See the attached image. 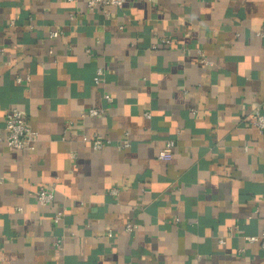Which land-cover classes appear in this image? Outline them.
Instances as JSON below:
<instances>
[{
	"label": "crops",
	"instance_id": "0c3cea01",
	"mask_svg": "<svg viewBox=\"0 0 264 264\" xmlns=\"http://www.w3.org/2000/svg\"><path fill=\"white\" fill-rule=\"evenodd\" d=\"M263 24L264 0H0V134L10 106L38 133L30 150L0 139V264H264L247 238L264 227L247 120L264 112Z\"/></svg>",
	"mask_w": 264,
	"mask_h": 264
},
{
	"label": "built area",
	"instance_id": "2783aa9c",
	"mask_svg": "<svg viewBox=\"0 0 264 264\" xmlns=\"http://www.w3.org/2000/svg\"><path fill=\"white\" fill-rule=\"evenodd\" d=\"M125 0H87V5L91 8L94 6L104 7L106 5H119ZM257 33L264 37V24L258 29ZM59 34L58 29H52L50 36H57ZM2 50L0 46V51ZM103 69L98 66L94 74V81L98 82L102 79ZM18 81L22 80V76H17ZM107 100H111L109 94H105ZM102 107H89L82 110L80 113L81 117L88 115H96L102 112ZM149 115V112H146ZM247 120L250 124L255 126L260 131L264 132V112H262L259 106H255L253 110L249 113ZM72 122L70 121L66 128H71ZM38 137L37 131L32 128L29 124L26 114L17 106H10L5 112V122H4V134H0V139L4 140L8 145L20 149L30 150L35 147V143ZM83 140L87 141L92 148L101 149L106 143L107 139L105 136L99 133H93L88 135L82 133ZM125 144L127 142H124ZM175 145V140L169 138L165 141L163 147L158 151V157L162 159H169L172 156L173 146ZM72 157H76V152H70ZM2 177L0 176V180ZM112 193L117 192L116 187L110 189ZM36 200L41 204H47L54 199V188L52 183L40 184L35 190ZM62 217V211H57L53 219L54 221H59ZM136 224L134 222H127L124 227L126 230H132ZM108 234H111V230H108ZM248 239L254 240L258 239L261 247L264 249V227L259 235L247 236Z\"/></svg>",
	"mask_w": 264,
	"mask_h": 264
}]
</instances>
